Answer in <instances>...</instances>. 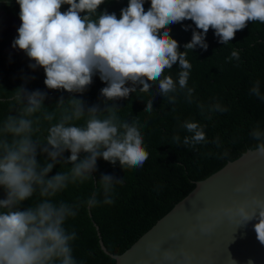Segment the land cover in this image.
<instances>
[{
    "label": "clouds",
    "instance_id": "1",
    "mask_svg": "<svg viewBox=\"0 0 264 264\" xmlns=\"http://www.w3.org/2000/svg\"><path fill=\"white\" fill-rule=\"evenodd\" d=\"M145 2L129 0L120 16H116L107 10L97 15L105 0H16L21 24L12 47L25 52L34 62L29 64L31 69H43L47 89L63 90L73 97L69 101L70 109L63 107L64 100L60 98L59 119L49 123L47 135L41 142L33 138L40 131L39 118L34 121L33 117L43 108L47 93L39 89L29 91L23 85L15 90L14 99L20 107L10 110L0 125V189L3 191L0 264H84L73 254L77 232L69 230L66 222L77 217L81 207L91 213L100 204H112L114 188L122 184L124 178L118 179L116 174L119 173L110 172L101 174L96 183L95 177L94 183L99 187L83 201L68 203L57 201L55 197L70 184L93 181L98 159L113 166L118 161L122 169L142 168L150 154L141 132L142 125L138 120L130 124L121 120L114 104L135 93L136 85H142L140 92L149 93V82H152L158 85L159 91L154 90L153 98L156 97L161 110L175 106L179 99V95L174 94L177 85L192 96L194 89L187 87L192 67L186 58L187 52L197 47L207 50L205 40L210 28L220 44L227 45L234 39L243 54L244 45L238 40L247 31L248 23L264 24V0H150L149 5H144ZM63 5L68 8L62 12ZM185 20L192 21L197 30H193L191 42L183 46L186 51L180 52L169 26L182 22L186 33L190 26L183 22ZM232 59H240L238 51L231 52L228 60ZM177 62L181 70L178 81H174L165 72ZM97 75L102 81L100 85L93 82ZM128 84L133 87H127ZM88 86L101 89L105 103L86 109L90 99L84 92ZM249 94L264 101L258 80ZM153 98L147 101L145 112L153 111ZM193 107L190 121H182L171 143L181 150L192 151L213 138H217L213 141L217 147L219 141L226 142L229 134L222 129L220 121L226 116L229 118L228 105L216 101L213 106L199 103ZM12 111L16 114H11ZM44 119L56 120V113L45 112ZM80 121L83 123H78ZM34 123L37 126L34 127ZM250 135L257 141L254 151L264 156V131L256 127ZM168 149H171L169 145ZM65 152L70 155L65 157ZM42 154L46 155L43 164L38 160ZM81 154L86 155L81 158ZM227 155L225 151L223 156ZM57 164L71 167L50 175ZM242 190L243 187L236 189L237 192ZM27 201L32 203L23 207ZM222 211L230 219L239 217L237 227L258 219L253 229L258 242L264 246V207L249 211L241 205L235 210ZM144 215L142 212L140 217ZM211 228L212 225H201L202 232ZM159 248V244L149 246L150 251ZM183 258L191 259L187 253ZM175 259L173 252H164L163 260ZM248 264H253L251 259Z\"/></svg>",
    "mask_w": 264,
    "mask_h": 264
},
{
    "label": "trees",
    "instance_id": "2",
    "mask_svg": "<svg viewBox=\"0 0 264 264\" xmlns=\"http://www.w3.org/2000/svg\"><path fill=\"white\" fill-rule=\"evenodd\" d=\"M120 1L105 0L98 8L97 15L107 10L108 13L120 16L121 9L127 7L129 0H123V3ZM149 4L150 0H146L144 5ZM67 8V5H63L61 11H66ZM0 9L5 13L0 21L5 22L9 18L20 21L19 6H0ZM183 22L190 26L186 33L182 22L169 26L171 37L180 45V52L186 51L183 46L191 42L192 32L197 30L192 21ZM246 30L243 37L238 40L244 45L243 54L237 49L234 39L227 45L220 44L211 28L206 34L205 42L208 44L206 51L199 47L192 51L188 50L186 58L192 67L187 87L194 91L189 97L187 89H179L177 85L178 90L174 94L179 95V99L175 106L161 110L156 97L153 98L154 90L159 91L158 85L152 82H149L151 84L149 93L140 92L142 85H136L135 93H130L128 98L119 99L118 103L114 104L121 120L129 124L133 120H138L142 125L141 132L150 154L142 168L122 169L118 161L113 166L103 159H98V170L92 174L93 181L89 179L83 183L70 184L65 191L57 194L55 197L57 201L64 200L68 203L83 201L99 187L94 183L95 177L96 183L100 180L101 174L110 172L119 173L116 174L118 179L124 178V182L114 188L112 204H100L93 208L91 213H87L85 207H81L77 217L66 222L65 226L69 230L77 232V240L73 242V254L78 261L82 260L84 264H115V260L101 250L100 239L110 254L124 253L160 218L185 200L196 188L198 181L214 175L228 163L239 159L255 147L257 141L251 138L250 133L256 127L264 131V106L260 104L264 101L250 95L249 92L258 80L260 92L264 94V24L249 22ZM16 37L11 28L0 26V125L10 110H18L20 107L14 99L17 88L23 85L29 91L39 89L46 92L47 97L43 101L41 111L33 117L34 121L39 118L40 128L33 138H39L43 142L49 123H55L59 119L60 98L63 97V107L70 109L69 101L73 96L63 90L47 89L43 69H31L29 64L34 62L29 60L25 52L10 53L5 50L12 45ZM259 37L263 40L258 41ZM251 42L254 43L250 45ZM233 50L240 54L238 61L228 60ZM180 70L177 62L171 70H166L165 75H170L174 81H178ZM93 82L102 84L98 75L93 77ZM126 86L133 87L131 84ZM100 92L101 89L88 86L84 92L90 99V102H86V109L105 103V98ZM150 98H153V111L148 113L145 112V108ZM216 101L225 103L230 109L229 118L226 116V119L220 121L222 129L228 131V140L219 141L220 146L217 147L213 143L217 138H213L208 143L199 144L198 148L192 151L175 147L171 143L173 136L183 120L190 121L193 106L199 103L213 106ZM45 112H55L56 120L46 121ZM11 114L15 115L16 112L12 111ZM78 123L82 124L83 121ZM35 126L37 125L34 123ZM215 132L218 133L219 129ZM168 145L171 149L167 150ZM225 151L228 153L227 156H223ZM69 155L68 152L64 153L65 157ZM84 155L86 154H81V158ZM45 159L44 154L38 156L41 164ZM70 167V164H57L50 175ZM0 198H3L2 189ZM99 198L102 199V196ZM31 203L32 201H27L23 207ZM142 212H145V217H140Z\"/></svg>",
    "mask_w": 264,
    "mask_h": 264
},
{
    "label": "water",
    "instance_id": "3",
    "mask_svg": "<svg viewBox=\"0 0 264 264\" xmlns=\"http://www.w3.org/2000/svg\"><path fill=\"white\" fill-rule=\"evenodd\" d=\"M0 6H19L16 0H0ZM255 147L210 178L197 182L192 193L121 255L101 249L115 264H264V246L253 229L258 219L237 227L239 217L230 219L222 209L245 205L249 211L264 207V156ZM237 187L244 190L237 192ZM257 202H260L259 204ZM200 217V219H197ZM212 225L208 232L201 225ZM175 234V235H173ZM159 244L158 251L149 246ZM165 251L176 255L163 260ZM191 257L184 260V254Z\"/></svg>",
    "mask_w": 264,
    "mask_h": 264
},
{
    "label": "rangeland",
    "instance_id": "4",
    "mask_svg": "<svg viewBox=\"0 0 264 264\" xmlns=\"http://www.w3.org/2000/svg\"><path fill=\"white\" fill-rule=\"evenodd\" d=\"M4 14H5L4 11L0 9V18ZM20 24H21L20 21L11 20V18L6 20L5 22L4 21H0V26H4L5 28H11V30L15 33V35H18L17 29L20 27ZM5 50L7 52H10V53H20V52H22L18 48L14 49L12 47V45H9L8 48H6Z\"/></svg>",
    "mask_w": 264,
    "mask_h": 264
}]
</instances>
